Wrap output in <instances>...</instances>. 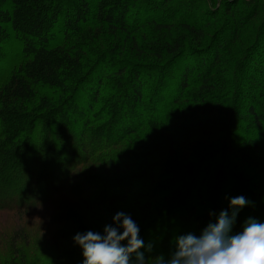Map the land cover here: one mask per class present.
<instances>
[{
  "label": "trees",
  "instance_id": "16d2710c",
  "mask_svg": "<svg viewBox=\"0 0 264 264\" xmlns=\"http://www.w3.org/2000/svg\"><path fill=\"white\" fill-rule=\"evenodd\" d=\"M237 196L233 234L264 222L263 0H0V264H82L117 212L167 258Z\"/></svg>",
  "mask_w": 264,
  "mask_h": 264
},
{
  "label": "clouds",
  "instance_id": "9594fccd",
  "mask_svg": "<svg viewBox=\"0 0 264 264\" xmlns=\"http://www.w3.org/2000/svg\"><path fill=\"white\" fill-rule=\"evenodd\" d=\"M249 204L244 196L231 198L230 211H220L215 223L209 222L198 236L189 232L176 237L167 258L156 254L153 264H264V222L249 217L239 233H232L239 211ZM139 233L130 215L117 212L103 233H77L73 241L82 251V264H148L140 249L151 252L153 246H145Z\"/></svg>",
  "mask_w": 264,
  "mask_h": 264
},
{
  "label": "rangeland",
  "instance_id": "374dc122",
  "mask_svg": "<svg viewBox=\"0 0 264 264\" xmlns=\"http://www.w3.org/2000/svg\"><path fill=\"white\" fill-rule=\"evenodd\" d=\"M264 1V0H263ZM7 49V48H6ZM10 49V48H9ZM157 134H158V132H157ZM159 136V135H158ZM156 139H158L157 137H156ZM160 140H162V141H164L165 139H160ZM69 202H72V201H69ZM120 205H122V204H120ZM108 214H109V212L110 213H113L114 212V209H115V206H109V205H107V206H105L104 208H103ZM17 216L16 215H14V214H10V215H7V216H5L4 218L2 217V214H0V218H3V219H8L9 221L11 220V219H15ZM11 223V222H10ZM151 262L152 261H148V264H151Z\"/></svg>",
  "mask_w": 264,
  "mask_h": 264
}]
</instances>
